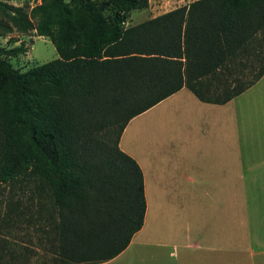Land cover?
I'll use <instances>...</instances> for the list:
<instances>
[{"label": "trees", "instance_id": "trees-1", "mask_svg": "<svg viewBox=\"0 0 264 264\" xmlns=\"http://www.w3.org/2000/svg\"><path fill=\"white\" fill-rule=\"evenodd\" d=\"M148 5L0 2L58 54L22 72L4 55L24 49L0 47V264L117 256L146 211L142 170L119 147L128 121L182 87L220 104L263 76L264 0H194L127 25Z\"/></svg>", "mask_w": 264, "mask_h": 264}, {"label": "crops", "instance_id": "crops-1", "mask_svg": "<svg viewBox=\"0 0 264 264\" xmlns=\"http://www.w3.org/2000/svg\"><path fill=\"white\" fill-rule=\"evenodd\" d=\"M236 97L182 87L128 121L119 147L142 170L144 222L97 264H264V152Z\"/></svg>", "mask_w": 264, "mask_h": 264}, {"label": "rangeland", "instance_id": "rangeland-1", "mask_svg": "<svg viewBox=\"0 0 264 264\" xmlns=\"http://www.w3.org/2000/svg\"><path fill=\"white\" fill-rule=\"evenodd\" d=\"M192 1L194 0H149L147 8L129 12L127 25L140 23L176 7L187 5ZM0 2L21 7L29 13L41 0H0ZM0 47L6 49L22 47L24 49L20 52L4 55V58L14 68L22 72L58 57L49 37L38 36L35 30L25 32L18 30L2 9H0ZM234 102L241 107L247 106L248 119L251 123H247L245 132H247V135H251L252 141L255 144H259L260 148L257 150L264 152V78L238 95ZM249 193L252 194L254 192ZM255 193L263 195L264 192L260 191ZM17 236L23 235L17 234Z\"/></svg>", "mask_w": 264, "mask_h": 264}]
</instances>
